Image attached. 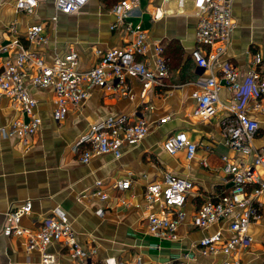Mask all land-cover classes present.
I'll use <instances>...</instances> for the list:
<instances>
[{
  "label": "crops",
  "instance_id": "0c3cea01",
  "mask_svg": "<svg viewBox=\"0 0 264 264\" xmlns=\"http://www.w3.org/2000/svg\"><path fill=\"white\" fill-rule=\"evenodd\" d=\"M119 1L91 0L81 11L64 14L57 11L53 0H38L35 14L30 15L18 12L17 0H0V46L19 40L32 52L48 58L75 49L81 69H90L98 62L97 47H122L132 39V34L122 27L111 29L115 23L112 8ZM138 1L130 21L134 25L141 24L151 40L166 45L177 42L182 53L181 66L169 70L166 85L155 88L144 100L140 96L142 85L135 78L126 82L129 95L93 87L91 96L79 106H72L61 123L53 118V90L31 89L39 101L40 130L28 141L0 134V264L40 263L39 252L26 251L24 237L3 234L6 213L28 200L32 201V211L22 218V227L38 228L43 219L60 206L68 213L80 245L87 247L93 243L97 248L95 261L98 263L107 257L126 262L141 257L146 264H179L182 261L187 264H264V194L258 202L262 217L249 229L253 243L231 255L203 256L200 252L199 242L206 236L222 231L225 237H230L227 221L209 229H199L193 224L192 215L207 199L231 188L230 176L223 170V156H234L227 145L226 125L236 117L223 106L231 102L234 94L222 88L216 117L200 122L192 93L210 71L198 67L192 58L191 53L198 46V19L192 0L184 9L176 0ZM160 6L164 16L154 20L152 14ZM54 16L56 21L52 19ZM233 17L236 26L227 55L229 61L244 76L252 55L259 54L264 69V0H235ZM36 23L46 26L47 46L29 45L25 40L28 28ZM16 56L17 49L3 52L0 69L4 61H15ZM171 56L174 57V53ZM121 114L128 115L130 122L145 117L150 124L149 135L141 143L125 147L120 158L103 154L93 157L88 164L81 163L76 152L81 138L105 117ZM18 116V105L11 98L0 96V127H7ZM167 116L170 119L161 123L160 120ZM259 118L260 129L253 142L256 149L264 148V115ZM178 131H184L190 141L198 144L193 161H187L185 150L175 155L165 151L164 141ZM167 168L194 183L185 205L188 216L179 228L180 238L174 241L160 240L149 234L145 221L146 184L160 180ZM130 173L129 190L120 192L112 188L116 181L125 179ZM100 179L111 200L82 198ZM120 196L134 206L119 205L117 198ZM48 251L56 255V264H82L69 257L68 249L59 243L51 244Z\"/></svg>",
  "mask_w": 264,
  "mask_h": 264
},
{
  "label": "built area",
  "instance_id": "2783aa9c",
  "mask_svg": "<svg viewBox=\"0 0 264 264\" xmlns=\"http://www.w3.org/2000/svg\"><path fill=\"white\" fill-rule=\"evenodd\" d=\"M58 12L74 14L83 9L91 0H53ZM168 2L169 0H164ZM184 9L190 0H176ZM197 14L196 43L192 58L198 67L210 74L198 82L192 97L196 100L195 114L200 122H208L216 117L222 88L232 91L234 96L223 107L236 117L227 129V145L234 156H223L224 172L231 177L230 192L207 199L192 215L193 224L199 229H209L221 221H227L230 237L217 231L199 242L203 256L220 253L231 255L241 247L254 242L249 233L250 226L261 219L258 202L264 194V148L256 149L253 142L260 129V115H264V69L263 58L253 54L244 76L240 69L229 61L227 55L236 26L233 17L235 0H192ZM138 0H121L112 8L115 23L111 29L124 28L132 34V39L122 47L96 49L97 64L81 69L79 53L70 49L67 53H55L49 58L39 52H32L25 43L16 40L0 46V55L10 49H17L15 61L8 59L0 69V96L11 98L20 111V116L7 127H0L3 137H17L28 141L41 128L42 118L38 113V99L32 88H51L54 92L53 118L61 123L67 118L72 106H79L91 96L93 87L110 91L127 92L129 78L139 80L140 93L144 100L157 87L166 85L169 69L163 53L161 41L151 40L149 32L141 24L130 21L132 12L138 7ZM38 0H17L16 9L25 14H35ZM164 16L163 8L156 7L152 18ZM56 21V16L52 17ZM29 45L47 46L49 37L46 26L41 23L31 25L25 35ZM243 77V78H242ZM167 116L160 120L164 123ZM150 133V124L145 117L129 121L125 114L110 115L95 125L81 138L76 147L81 163L88 164L93 157L112 154L120 158L127 146L141 143ZM165 151L175 155L185 150L187 161L196 158L198 144L190 141L187 133L178 131L171 134L163 144ZM250 161V162H249ZM193 181L179 176L167 168L164 176L146 184L144 202L147 207L145 221L149 234L160 240L174 241L180 238V226L188 214L185 210L188 195L193 189ZM132 185L131 173L116 181L112 188L125 192ZM253 186L252 189H249ZM97 198L109 202L111 196L103 180H97L94 188L82 198ZM118 204L133 207L127 198H117ZM32 201L6 213L3 234L7 237H24L26 251H37L41 255L39 264H56L54 253L48 251L53 243L68 249L69 257L82 264H146L141 257L132 262L107 257L99 263L95 261L97 248L90 243L80 245L68 213L56 206L35 229L21 226V220L32 211ZM137 207H140L139 205ZM99 214L102 210L98 211ZM179 264H187L182 261Z\"/></svg>",
  "mask_w": 264,
  "mask_h": 264
},
{
  "label": "trees",
  "instance_id": "16d2710c",
  "mask_svg": "<svg viewBox=\"0 0 264 264\" xmlns=\"http://www.w3.org/2000/svg\"><path fill=\"white\" fill-rule=\"evenodd\" d=\"M164 45V59L165 62L168 66L169 70H175V68H179L181 66L180 62L182 59V53H181V49L178 46V43L175 41L169 42L167 45ZM174 53V57L171 56V54ZM178 62V63H177ZM236 121V120H235ZM235 121L233 119L228 120L226 127L228 128L231 124H234ZM230 181H231V177H230ZM253 186H250L249 189H252ZM230 192V189H228V191L223 192V194Z\"/></svg>",
  "mask_w": 264,
  "mask_h": 264
},
{
  "label": "rangeland",
  "instance_id": "374dc122",
  "mask_svg": "<svg viewBox=\"0 0 264 264\" xmlns=\"http://www.w3.org/2000/svg\"><path fill=\"white\" fill-rule=\"evenodd\" d=\"M103 3L108 2V0H101Z\"/></svg>",
  "mask_w": 264,
  "mask_h": 264
}]
</instances>
